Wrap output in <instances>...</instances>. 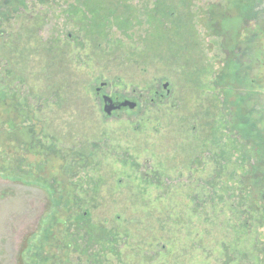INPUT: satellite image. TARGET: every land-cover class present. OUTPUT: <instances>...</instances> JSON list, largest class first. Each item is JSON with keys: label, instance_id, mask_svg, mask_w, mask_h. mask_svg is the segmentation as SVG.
I'll use <instances>...</instances> for the list:
<instances>
[{"label": "rangeland", "instance_id": "374dc122", "mask_svg": "<svg viewBox=\"0 0 264 264\" xmlns=\"http://www.w3.org/2000/svg\"><path fill=\"white\" fill-rule=\"evenodd\" d=\"M88 1L93 2L90 8H97L92 13L84 5ZM95 1L23 0L15 13L14 0H0V14L9 18L0 24V98L13 97L34 115L39 138L61 151L67 160L64 173L85 201L78 200L82 219L74 215L67 224L69 263L93 264L83 252L93 254L99 248L106 264H173L176 256L190 258L189 243L198 246V237L208 240V230L219 217L216 223L223 234L246 242L242 246L253 251L250 259L262 264L257 261L263 258L264 205L252 201L244 178L257 181L258 174H264V95L248 125L258 134L252 144L232 131L235 118L228 110L233 108L232 92L222 80L228 75L236 79L237 70L245 73L246 67L250 76L259 72L256 29L241 28L239 44L232 48L207 12L226 0H195L202 70L195 69L197 61L186 60L185 69L174 66L165 71L158 67L160 62L152 67L144 54L152 34L147 13L155 0H126L129 22L114 16L105 20L100 2ZM254 13L259 16L256 21ZM250 15L252 28L261 25L264 0L256 2ZM95 21L105 30L99 40L90 41L86 33ZM185 70L196 72L195 80L202 77V81L191 86L193 79ZM256 76L264 82V75ZM104 94L131 99L137 106L108 115ZM79 155L84 157L80 161ZM39 178L20 169L15 175L0 171V264H31L37 244L49 239H45L47 221L56 215V202ZM226 187L229 191L220 200ZM233 204L236 210L231 209ZM255 205L259 211L253 210ZM90 213L96 221L110 218V226L121 232L136 227L123 231L119 244L89 247L92 228L83 217ZM164 223L170 236L178 232L167 249L156 236L157 226ZM216 231L212 229L210 238ZM198 249L195 257L210 255ZM244 259L232 264L250 263Z\"/></svg>", "mask_w": 264, "mask_h": 264}, {"label": "trees", "instance_id": "16d2710c", "mask_svg": "<svg viewBox=\"0 0 264 264\" xmlns=\"http://www.w3.org/2000/svg\"><path fill=\"white\" fill-rule=\"evenodd\" d=\"M50 1L44 0L43 3H49ZM21 2L23 0H14L13 3L11 2V5H14L15 13L18 12ZM96 2H100L99 8H103L106 17L105 20L114 16L117 19L121 18L127 22L132 21V17L127 16L126 0H96L95 4ZM194 2L195 0H155L154 8L147 13L149 23L152 27V34L148 36V43H146V49L144 50V54L146 53L145 57L151 59L152 64H150L152 67L155 65L158 66L160 62L162 64L158 67L165 71L174 66L185 69L187 67L186 60H194L197 61L195 67L198 70L197 72L202 70L199 67L202 57V47L194 24ZM256 2L261 4L262 0H226L223 5H211L208 9L209 11H207L211 18L216 20V23H219L220 30L225 34V38L229 40L228 43L232 48L234 45L239 44L241 28H246L247 31L249 29H256L255 35L258 37V42L254 45V48L257 49L255 63L259 67V72L256 70L254 75L250 76V71L248 72L246 67L244 68V71L246 70L245 73L237 70L235 75L236 79L229 75L222 79L224 86L231 89L232 92L230 100L233 101V108L228 109L231 112L233 111V117L235 118V123L233 122L232 126L234 129L232 131H235L242 139L252 144L256 142L258 134L257 131L251 127L249 128L248 125H250L251 114L255 110L257 101L261 98V95H264V82L260 76H256L264 75V21L261 25L258 24L257 28H252L253 21L259 19V16L254 13L253 18L255 19L253 20L250 15L255 11ZM92 3V1L84 3L85 6H88V11L91 13L97 9L89 7ZM108 9L111 11L108 12ZM99 15L101 16L103 14L99 13ZM5 17V14H0V24L3 21H9V18L5 19ZM84 17L86 16L84 15ZM88 26L90 27L86 33L87 40H99L101 30H105L104 27L102 28L104 25L100 21H95L94 24H89ZM2 36L3 32L0 29V37ZM245 45L251 46L249 42H246ZM232 52L234 53V51ZM233 53L232 55H234ZM185 71L188 77L193 79V82H190L191 86H193V83H197L194 84V86H197L202 81V77L195 80L196 72ZM203 73L204 70L202 76ZM242 84H245L244 86L247 89H244ZM40 134L41 131L38 125L35 124L34 115L29 113L28 110L22 109V106L17 103V99L13 97L7 99L0 98V171L14 175L18 169L22 173H25V171L31 174L37 173L41 178H39V181L45 183L53 192L54 201L56 202V211L54 212L56 215L53 214V217L51 219L49 218L50 221H47L49 224L45 239H49L39 245L37 244L35 248L36 252L31 258V264H70L69 258L71 257L72 251L66 243V234L68 232L67 224L72 222L73 217L80 216V219H82V215L84 214H82L80 205L85 203V201L80 199L75 185L69 182V178L64 173L63 168L67 166L66 158L62 156L61 151L45 145L42 139L39 138ZM259 148H261V151L259 150V156L262 159L261 154L264 148L263 151L261 146ZM83 158V156L79 155L77 160L80 161ZM261 159L260 162L263 161ZM228 167H224L223 170ZM223 177V174H221V178ZM256 180L253 181L250 176H245L244 184L251 188L249 190V196L252 201L254 203L261 201L264 205V174H258ZM228 191L229 188H224L219 199L224 200L225 193ZM199 196L202 197L201 195ZM243 198L246 199L247 196L243 195ZM78 200H81V204L78 203ZM233 205L235 206V204ZM234 206L231 207L232 210H236V206ZM253 210L259 211L258 205L253 206ZM194 212L197 211L195 210ZM218 218L215 219L216 225L212 228L217 229L216 237L210 238L212 235V229H210L208 230V240L198 237V241L200 242L198 246L195 244L191 245L192 243L188 242L191 247L190 258L176 256L173 264H232L234 261L246 260L244 258H249L247 260H250V263L247 264H255L254 260L252 258L250 259V253L253 251L249 249L247 244L245 248L242 246L246 242L241 244L233 236L223 234L222 228L216 223ZM83 219L86 222L85 224L89 228H92V234L87 241L89 247H92L94 244H100V246L102 244L104 246L119 244L121 242V235L124 232L128 233V229L136 227L128 226L126 230L123 229L124 232H121L120 229L110 226L113 223L110 218L96 221L90 213L86 217H83ZM127 221L129 223H138L135 219H127ZM77 224L80 226L82 223ZM180 224L173 223L172 226H178ZM246 224L248 225V223ZM165 225L166 223L162 224L160 228L157 226L158 234L156 236L158 243L162 244L164 249H167L171 247V243L174 241L172 235L178 232L173 231L170 236L169 233L164 231L166 228ZM196 225H199V223H196ZM177 245L179 246V239H175L174 247L177 248ZM197 247L199 248L198 250H202L204 253L208 252L210 255L204 259L201 256L195 257L194 249H197ZM63 249L64 251H62ZM113 249L116 250V248ZM75 251L76 253L79 251L77 245ZM88 251L85 250L83 252L86 254L88 261L93 262V264H106L107 259L104 257L103 249L96 248L93 254L88 253ZM260 252L263 254V258L257 262L264 264V244H262Z\"/></svg>", "mask_w": 264, "mask_h": 264}, {"label": "water", "instance_id": "95a60500", "mask_svg": "<svg viewBox=\"0 0 264 264\" xmlns=\"http://www.w3.org/2000/svg\"><path fill=\"white\" fill-rule=\"evenodd\" d=\"M106 82L102 83V86L106 85ZM169 83L167 82L165 84V87H168ZM97 92H100V88L97 89ZM103 102H104V111L108 115H112L114 111L120 110L125 107H129L130 109H135L137 106V103L131 99H124L122 101H115L114 98L108 94H104L102 96Z\"/></svg>", "mask_w": 264, "mask_h": 264}, {"label": "flooded vegetation", "instance_id": "af4514ba", "mask_svg": "<svg viewBox=\"0 0 264 264\" xmlns=\"http://www.w3.org/2000/svg\"><path fill=\"white\" fill-rule=\"evenodd\" d=\"M106 85H107V84H106ZM106 85H104V86H102V87H105ZM100 90H101V89H100ZM100 92H101V91H100ZM100 92H99V93H100ZM114 100L117 101V102H118V101H122V100H117V99H114ZM123 109H124V108H122V109H120V110H117V111H121V110H123ZM114 112H116V111H114ZM114 112H113V113H114Z\"/></svg>", "mask_w": 264, "mask_h": 264}]
</instances>
